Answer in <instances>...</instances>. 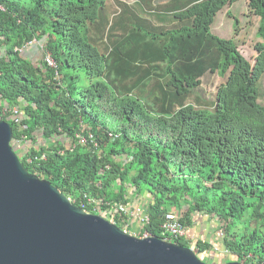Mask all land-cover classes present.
I'll list each match as a JSON object with an SVG mask.
<instances>
[{"label":"trees","instance_id":"obj_1","mask_svg":"<svg viewBox=\"0 0 264 264\" xmlns=\"http://www.w3.org/2000/svg\"><path fill=\"white\" fill-rule=\"evenodd\" d=\"M235 1L0 0L1 117L13 141H44L24 167L77 206L84 194L100 200L122 229L132 224L119 205L148 196L141 232L182 246L185 236L161 233L168 213L184 228L194 212L214 216L237 261L264 264V0H247L259 17L253 63L211 31ZM33 39L44 40L36 61L19 51ZM207 73L224 78L214 99L189 103ZM149 90L157 109L144 103ZM88 132L97 146L78 142Z\"/></svg>","mask_w":264,"mask_h":264},{"label":"water","instance_id":"obj_2","mask_svg":"<svg viewBox=\"0 0 264 264\" xmlns=\"http://www.w3.org/2000/svg\"><path fill=\"white\" fill-rule=\"evenodd\" d=\"M11 142L0 110V264H211L188 246L132 235L73 204L30 173Z\"/></svg>","mask_w":264,"mask_h":264},{"label":"rangeland","instance_id":"obj_3","mask_svg":"<svg viewBox=\"0 0 264 264\" xmlns=\"http://www.w3.org/2000/svg\"><path fill=\"white\" fill-rule=\"evenodd\" d=\"M123 1L133 4L136 0ZM152 1H154V6L158 5L164 7V3L169 0H163L166 2H162V0ZM138 11L141 12L140 9ZM144 16L150 18L151 21L156 22L155 17L147 14H144ZM235 19H237V22H235ZM258 24L259 17L248 9L247 0H236L233 4L225 6L216 14L211 26V31L213 34L222 38H233L238 45L239 51L248 59V61L253 63L255 56L253 45L256 41L260 40L255 36ZM41 49L42 47L33 46L32 50L29 51V56L36 61L41 57ZM21 55L27 57L25 56V53H21ZM223 81L224 78L217 73L205 74L200 80L201 83L199 87L196 88L195 92L191 93V98L188 100L189 103H194L195 96L201 97L203 100L207 101L213 100L217 86ZM261 90L262 95L260 101L264 102V76L261 79ZM156 99L157 96L149 90L143 100L145 105L150 108L154 105ZM157 108V104L155 103V109ZM59 139L68 145V139L63 137H60ZM42 144H44V141L41 138L40 133H36L35 140L33 141L24 139L22 141L12 140L11 142L12 147L19 157H22L30 147H39ZM148 201L149 197L143 195L131 199V202L127 205V210L133 211L135 208H141L144 211L143 208L146 207ZM140 202H142V204ZM143 213H145V211ZM191 218L194 221L193 224H189L188 227L184 229V236L189 240V247L193 250L196 249V241L200 238L207 240L212 244V247L209 250L196 253L200 259L211 264L237 261L236 255L230 253V251L225 249L222 244L223 232L221 222H219L216 217H210L202 212H194ZM214 218H216V220ZM130 223L132 224V228L125 226L127 231L135 233V236L141 237L137 225L134 227L136 223L131 221Z\"/></svg>","mask_w":264,"mask_h":264},{"label":"built area","instance_id":"obj_4","mask_svg":"<svg viewBox=\"0 0 264 264\" xmlns=\"http://www.w3.org/2000/svg\"><path fill=\"white\" fill-rule=\"evenodd\" d=\"M43 41L44 40L33 39L31 42H28L22 49H19V51L21 53H25V56H29V51L32 50V47L33 46L42 47ZM46 62L53 67L55 66L53 60L49 56L46 57ZM8 107H9L8 105H5V107L3 108L2 112H1V116L7 115V113L9 112ZM8 117L10 119H12L13 121H15L16 123H19L23 118V114H22V112H19V107L14 106L11 108V112H10ZM76 137L78 138V142H80L82 144H86V142L89 141V142H92L94 144V146H97V142H96L94 136L92 135V133H90V132H88L86 134V136L83 134H78V135H76ZM40 158L43 159L44 155H42ZM28 161H30V159H28ZM105 168H107V166ZM127 189H128V192H130L132 188L128 187ZM84 199H85V201H82L80 203L79 207H81L83 210L87 211L88 210L87 206L94 203V205H95L94 211H96V213H94V214H100L103 217H105L106 219H108L109 221H111V222L113 221V217L110 215V213L107 210L101 209V207H100L101 201L100 200H96L94 198H91L87 194H84ZM69 200H70V198H69ZM119 208H122L125 212H128L129 220L131 222L136 223L134 227H136V225H137V227L139 228L138 232L141 233V237L142 236L143 237L151 236L145 230L143 232H141L144 224L148 222V216L146 215V213H143L145 211V208H143L144 211L141 208H135L133 211H128L127 206H123V205H119ZM114 211H116V209H114ZM184 229L185 228L182 227L181 223L178 221L176 213H168L166 215V220L161 224V233L163 235L168 234L169 236L174 235V236H179V237L181 236L182 237V236H184ZM123 230L132 234V235H135V233H131L130 231H127V229L125 227L123 228Z\"/></svg>","mask_w":264,"mask_h":264},{"label":"crops","instance_id":"obj_5","mask_svg":"<svg viewBox=\"0 0 264 264\" xmlns=\"http://www.w3.org/2000/svg\"><path fill=\"white\" fill-rule=\"evenodd\" d=\"M141 204H142V202H140ZM210 217H214V216H210ZM215 220H216V218H214ZM191 220H192V218H191ZM193 220H192V222L190 223V224H193ZM186 239H187V237H186ZM201 239V238H200ZM203 240V239H202ZM231 253V252H230Z\"/></svg>","mask_w":264,"mask_h":264},{"label":"clouds","instance_id":"obj_6","mask_svg":"<svg viewBox=\"0 0 264 264\" xmlns=\"http://www.w3.org/2000/svg\"><path fill=\"white\" fill-rule=\"evenodd\" d=\"M243 263V262H242Z\"/></svg>","mask_w":264,"mask_h":264}]
</instances>
